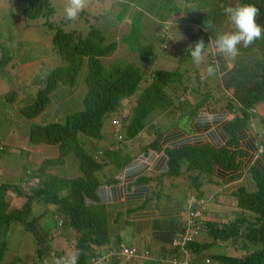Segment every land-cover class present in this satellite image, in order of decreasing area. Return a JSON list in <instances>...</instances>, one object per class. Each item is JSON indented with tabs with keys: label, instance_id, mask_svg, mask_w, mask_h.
<instances>
[{
	"label": "trees",
	"instance_id": "obj_1",
	"mask_svg": "<svg viewBox=\"0 0 264 264\" xmlns=\"http://www.w3.org/2000/svg\"><path fill=\"white\" fill-rule=\"evenodd\" d=\"M111 1L119 25L129 17L126 33L118 39L119 26L104 29L97 23L86 32L55 27L49 23L55 14L52 0L9 3L11 7L21 6L24 20H40L54 31L52 52L62 64L41 74L44 78L38 83L43 86L37 93L11 90L0 99V111L7 114L6 127L10 124L6 135H11L6 147L0 143V159L6 150L14 151L22 165L12 171L13 164L6 165L10 155L0 165L5 168L7 183H0V229L8 230L14 222L32 237L35 258L30 264H37V260L39 264H61L71 254L59 251L57 243L73 236L77 238L73 245L76 264H172L173 260L184 264L188 255L186 264H264V137L260 138L254 128L256 122L264 130V118H256L257 107L264 105V39L248 47L241 45L239 54L227 63L209 45L218 34L233 30L223 13L226 6L255 5L259 9L257 23L264 26V0H185L191 5L188 11L194 10L188 22L198 29L192 30L188 22L182 27L181 22L175 28L176 32L183 31L181 41L177 37L166 40L163 32H158L155 48L143 44L144 19L153 17L173 29L168 23L170 17L183 13L176 0ZM132 7L139 10L131 12ZM106 33L115 38H108ZM189 35L195 40L184 48ZM201 39L208 64L204 68L207 72L210 67L214 69L215 85L208 84L206 78L202 83L199 73L204 65H196L190 55V48ZM120 45L137 54L138 62L107 63ZM176 45H180L177 50ZM13 53L1 44L0 32V74L14 65ZM169 53L180 59L175 70L150 67L158 56L169 60ZM209 86L222 99L211 95ZM77 96L82 99L83 110L71 113L67 106ZM190 96L197 101H191ZM48 112L52 116L41 119L53 117L57 122L28 125L23 145L27 144L21 149V142L12 135L14 119L30 122L50 115ZM175 114H179V121L160 123L161 116L173 119ZM183 118L188 119L182 123ZM109 119L113 127L110 141L102 132ZM68 161L73 176L64 175L69 172L64 170ZM17 173L21 174L18 183ZM182 176L195 203L186 205L192 198L188 195L182 202V219L155 221L151 239L126 244L136 253L122 257V239L109 235L107 208L121 201H149L153 197L161 202L173 200L165 195L166 189L171 180ZM244 178L245 184L229 195L237 210L230 220L228 214L219 218L221 223L202 218L207 214L204 202L209 201L204 196V183L223 188ZM188 210L196 214L189 217ZM47 217H51L53 229L37 228ZM201 235L208 240H199ZM186 236L191 237L190 242L173 245ZM220 243L228 245L235 255H223ZM6 251L5 242H0V264H5L1 257ZM19 256L14 255L7 264H23Z\"/></svg>",
	"mask_w": 264,
	"mask_h": 264
},
{
	"label": "rangeland",
	"instance_id": "obj_2",
	"mask_svg": "<svg viewBox=\"0 0 264 264\" xmlns=\"http://www.w3.org/2000/svg\"><path fill=\"white\" fill-rule=\"evenodd\" d=\"M52 2L55 7V14L52 18L49 19V23H52L55 27L62 25V28L66 32H69L72 30H76V31L80 30L82 32H86L88 31V28L91 25H95L98 23V26L103 27L104 29L105 27L109 28L110 26H114L115 28H118L119 26L121 30L118 32L119 36L117 37V39L120 38L121 35L126 33L125 26L129 23L128 22L129 17L128 18L125 17L123 19L124 22L119 25V23H117V17L114 14L116 13V10L115 8H113V4L111 0H89L88 6L85 8L84 11L81 12L79 17L74 21L67 20L65 13H64V8L67 5L68 0H52ZM9 3H11V0H0L1 44L7 46V48H10L14 52L13 56H14L15 63L13 66L10 65L11 67L8 66L7 68H5L0 74V99H2L5 93L11 90L13 92L17 91L18 93H26V94L28 92L37 93L39 88H42L43 86L42 82L38 83L39 79L43 80L44 78V76H41V74L48 73L51 70L58 68L62 64L60 58L55 56L52 52V35L54 31L48 29L46 26V23L45 25H42L43 22L40 20H35V21L24 20L23 15L21 13L22 11L21 6L19 5L18 7L12 6L13 7L12 8ZM175 4L179 9L182 10L183 14L180 16L170 17V20L168 21V23H172L171 25L173 26V29H171L170 25L163 26L162 23L159 22L157 19L148 16L149 15L148 13L146 14L149 17V19H144V26L146 27V29L144 31L145 39L143 40L145 41L143 44L151 48H155L156 46L155 39L157 38L158 32H163L162 35L166 36V40H167V37H177V41H181V37L179 35H181L183 31L182 29L181 30L179 29L178 32H176L175 28H178L181 22H182L181 24L182 27H186L187 24L191 21V16L194 15L193 14L194 10L188 11V8H190L191 5L187 4L185 0H176ZM138 10L139 8H135V7L131 8V12L138 11ZM191 13L192 15L189 16V14ZM189 19L190 21L188 22ZM188 25L192 30H195L197 28L195 26L190 25V23ZM107 36L108 38H110V36H114V35L107 34ZM193 40H195V37L193 35H189V37L186 38L184 48L186 47V44L188 42H192ZM165 45L167 47L169 46L167 45V42H165ZM177 45L174 47L176 50L179 49L180 47V45L179 46ZM211 51H212V48H208V52H211ZM171 52H172V48H171ZM215 52L216 51L214 49V53ZM169 54H170L169 60H163L161 56H158V59L155 62H153L154 65L150 67H153L155 69H166L170 71L175 70V68L177 67L176 61L179 58L173 57L172 56L173 54L171 53ZM137 57L138 55L135 53L134 54L131 53L127 46L120 45L118 50L115 51L109 58L106 59V62L107 63L115 62V61H118V63L119 62H122V63L132 62L134 64L138 62ZM221 58L222 60L224 59L223 60L224 63L225 62L227 63L230 60V57L222 56ZM31 60H33V62L29 64V61ZM178 62H180V59ZM201 64L204 65L203 67L200 68V73H199V75H202V81H203L202 83L205 84L204 79L206 78L208 81L206 79L205 80L208 82V84L214 83L215 85L216 80L213 78L214 77L213 72H207L206 68H204L205 66H208V64L205 63V60ZM230 65H231L230 63L227 64V66H230ZM150 67H146L145 70L146 71L149 70ZM33 74L35 76L31 77L30 75H33ZM189 75L191 77H194L195 74L190 72ZM209 87H208L209 90L207 91H209L211 95L217 97V99H222L223 97L222 95H219L211 86ZM205 92L206 91L203 89L202 93H205ZM190 100L193 101L194 103L197 101L196 98L191 97V96H190ZM71 104L70 106H67L68 108H70L69 111L71 113L75 111L83 110L82 99L79 96L75 97V99L71 102ZM62 109L60 111L61 113H62ZM206 111L208 110L206 109ZM127 112L128 110H125L124 114H126ZM48 113H51V112H48ZM52 114L53 113H51L48 116L47 115L42 116L41 118L43 119L45 117H51ZM256 114H257L256 118L258 119L264 118V105H260L259 107H257ZM178 116L179 114H175L173 119L161 116L160 123H162L163 125L170 124L171 121L173 122V120L174 121L178 120L177 119ZM151 118L152 116L147 120L146 122L147 124L151 120ZM231 118H232V115H229L228 119H231ZM186 119L188 118L180 119V122L183 123ZM11 120L12 119H10V121ZM15 121H16V124L13 127L12 135L14 138H16L17 142H21L20 148L24 149L25 145L27 144L26 142L25 145H23L24 144L23 142H25V139L27 140L26 138V135L28 132L27 121L18 119V117L14 119V122ZM117 121L119 123V119ZM44 122L47 123L48 125L50 123L57 122V121H52L51 118H46V121ZM110 122H111L110 119L107 120L102 129L105 140H109V141H110L111 132L113 131L112 130L113 127L111 126ZM255 125L256 126L254 128L256 129L258 136L260 138L264 137V130H261L256 122H255ZM122 132L123 130H121V133ZM16 134L17 135L19 134V136H17ZM9 155L11 156V158L9 159L8 162H6V165L13 164L12 168L14 167V169L12 171H14L15 167L18 165L22 167L18 155L14 151H8V150H6V153L3 154L2 158L0 159V165L3 163L4 159H6V157ZM23 163H25L24 160H23ZM66 165L67 166L64 168V170L67 169L69 172L65 173L64 175L73 176L72 163L68 161ZM64 170L61 169L62 174L64 173L63 172ZM60 176L67 178L61 174ZM20 177H21V174L17 173L15 175L16 183H18V181L20 180ZM186 183L187 181L185 179V176H182L178 179L171 180V183H169L171 184V186H169L166 189L165 193L168 196H171L172 199L174 198L175 199L174 202H180V201L185 202L187 196L191 194L188 189V185ZM172 185H174V187H172ZM203 186H206L204 190L205 191L204 196L208 198L209 201L204 202V205L207 209V214L205 217H202V218L216 220L218 221V223H221L222 220H220L219 218L224 217V215L228 214L227 220H230L232 216L231 214L233 212L235 213L237 210L235 209V203L230 198V196L221 194L223 189L226 187L224 186L223 188H220V187L215 188V186L213 187L208 183H204ZM231 187L233 186L231 185ZM150 200L156 202L157 205L161 203V201H159L158 199H155L154 197ZM16 202H19V201H16ZM124 205L127 207H130L131 204L130 205L124 204ZM131 206L133 207L135 205H131ZM123 208L124 206L120 203L112 205L110 206V208H107V213H108L107 218L109 220L108 228L111 229V232L122 231L123 220L125 218L123 215L120 218H118L117 215L122 213L120 210ZM36 211L37 213L39 212L38 209ZM38 214H40V212ZM53 226L54 224L52 222L51 217L49 218L47 217V218H43L40 221L39 227L37 228L46 229L47 231V230H52ZM126 228H127L126 232L122 234L121 236L122 241H123V246H124V249H123L124 252L129 251V247H127L126 244L130 243L128 241V238H129L128 235L129 233L130 234L132 233L131 228H129L128 226ZM166 230L167 229H165L164 232H166ZM75 239H77L75 236L70 237L68 240L69 242L64 241V239H60L59 242L57 243L58 250L62 251L63 253H66L67 255L68 254L72 255ZM147 239H145L143 242H147ZM199 240H208V237L205 235H201L199 237ZM33 241L34 240L32 239V237L29 234H27V232L24 231L21 225H19L18 223L13 222L12 224H10L8 227V230H6V227H2L0 229V242L2 243L5 242L6 248H7V251L1 257L4 263L7 264L12 259V257H14V255L16 254L20 255L19 260H21L23 264L32 263L35 258ZM219 248L220 250H223L221 251L223 252V255L229 256L233 254V251L225 243H220ZM233 255H235V253ZM36 263L39 264V261L37 260Z\"/></svg>",
	"mask_w": 264,
	"mask_h": 264
},
{
	"label": "clouds",
	"instance_id": "obj_3",
	"mask_svg": "<svg viewBox=\"0 0 264 264\" xmlns=\"http://www.w3.org/2000/svg\"><path fill=\"white\" fill-rule=\"evenodd\" d=\"M88 3L89 0H68L67 5L64 8V13L67 20H76L81 12L84 11L88 6ZM223 13L232 25L233 30L218 34L215 39L210 42L209 45L215 48L217 54L224 57L235 58L239 54V48L241 45L244 47H248L254 44L257 40L264 39V26L257 23L259 9L255 5L242 4L236 6H226L223 8ZM190 49V55L193 62L196 65H200L205 60L206 54V45L203 39L196 42L194 47ZM213 71L214 69L210 67L209 72ZM165 195L167 194L165 193ZM189 197L192 198L190 199V201H186V205L188 204L189 206H191L194 196L191 195ZM196 203L198 205L200 204L199 201H197ZM189 257L190 256L188 255L187 259L186 256V259L189 260ZM61 264H76V255L73 254L70 257L65 258V260H63ZM176 264L179 263L176 262Z\"/></svg>",
	"mask_w": 264,
	"mask_h": 264
},
{
	"label": "crops",
	"instance_id": "obj_4",
	"mask_svg": "<svg viewBox=\"0 0 264 264\" xmlns=\"http://www.w3.org/2000/svg\"><path fill=\"white\" fill-rule=\"evenodd\" d=\"M182 14H180V15H182ZM180 15H176V16H180ZM169 24H172V23H169ZM33 60L29 61V64L32 63ZM74 93L76 94V91H74ZM2 99H3V97H2ZM51 120L57 121L58 118L52 117ZM30 122H27V125H31V124L47 125V123H45L41 119V117H39L33 121H30ZM9 128H10V124H9ZM9 128L6 127V114H4L3 112L0 111V143L3 147H6V140L11 138V135L9 133H7V135H6V131ZM9 132H10V129H9ZM4 170H5V168H4V166H2L0 168V178H1L0 183L7 185ZM245 179L246 178L242 179L239 182L233 183L232 184L233 187H231V185L227 186L226 188L223 189L221 194L230 195V193L232 191H235L237 188H239L240 185H242L243 183L245 184ZM210 185H214V184H210ZM248 188L250 190H252L254 188L253 183ZM210 192H209V194H210ZM12 203H13V201H12ZM120 204H122L124 206V208L121 209L120 211L122 212V215L125 218L123 220L122 231L111 232V229L108 228L109 235L112 237L119 236L121 238L122 234H124L126 232V230H127L126 227H127L128 222H129L130 225H128V227L132 229V233L131 234L129 233V235H128V237H129L128 241L130 242L129 243L130 245L140 244L147 238H148L147 240L151 239L152 231H154L155 221H168V222H170L174 219H182L183 209H184L183 203L181 201L180 202H174V199L173 200L167 199L165 201H162L158 205L154 201H151V200L146 201V198L144 200L134 201L132 203H129V202L126 203L124 201H121ZM124 204H127V205L131 204V205H135V206L132 207L130 205V207H127ZM108 225H109V220H108ZM167 260L168 259H166V261ZM3 263H4V261H3Z\"/></svg>",
	"mask_w": 264,
	"mask_h": 264
},
{
	"label": "built area",
	"instance_id": "obj_5",
	"mask_svg": "<svg viewBox=\"0 0 264 264\" xmlns=\"http://www.w3.org/2000/svg\"><path fill=\"white\" fill-rule=\"evenodd\" d=\"M188 214H189V217H191L192 215H193V213H194V211L193 210H188V212H187ZM194 214H196V213H194ZM189 220H187V225H190L192 222H191V218H188ZM188 233V232H187ZM189 239H191V237L190 236H186V237H182V238H179L177 241H175V243L173 244V245H175V246H181V245H184L186 242H190V240ZM123 249H124V247H122V249H121V256L122 257H125V258H127V257H133L134 255H135V253H136V250L135 249H129V251L127 252V251H123ZM146 254V253H145ZM144 254V256H146ZM187 259H188V256H187ZM187 259L184 261V264H186L187 263ZM94 263H97V261L96 262H94ZM172 264H176V261L175 260H173L172 261Z\"/></svg>",
	"mask_w": 264,
	"mask_h": 264
}]
</instances>
